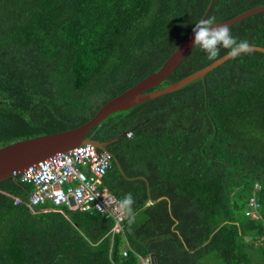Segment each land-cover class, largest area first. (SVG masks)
I'll return each instance as SVG.
<instances>
[{"label":"trees","instance_id":"1","mask_svg":"<svg viewBox=\"0 0 264 264\" xmlns=\"http://www.w3.org/2000/svg\"><path fill=\"white\" fill-rule=\"evenodd\" d=\"M209 3L0 0V147L89 120L158 70ZM258 5L264 0H213L206 19ZM229 28L237 42L264 47V11ZM212 61L194 46L152 89ZM127 131L107 145L113 158L103 184L118 199L131 193L134 220L125 217L111 236L113 220L97 212L50 203L32 212L14 202L31 186L11 175L0 181V264H139L138 255L151 253L154 264H206L210 254L221 264H252L264 224L244 209L259 182L264 220V53L229 58L204 80L112 113L89 136Z\"/></svg>","mask_w":264,"mask_h":264},{"label":"water","instance_id":"2","mask_svg":"<svg viewBox=\"0 0 264 264\" xmlns=\"http://www.w3.org/2000/svg\"><path fill=\"white\" fill-rule=\"evenodd\" d=\"M212 5L213 0H210V3L200 21L206 20L207 14L209 13ZM262 11H264V5H258L237 14L228 20L217 21L214 24L215 26L227 25L229 27L250 15L257 14ZM193 47L194 32L192 29L163 62L158 70L150 73L128 89L107 100L86 122L72 128L32 136L1 146L0 181L11 175L34 167L39 163L56 156L57 154L65 153L80 147L94 145L99 150L108 151L107 145L125 137V132H122L120 135L105 141L92 139L89 136V133L96 125L101 124L110 114L128 110L142 102L173 92L195 79L201 78L204 80L205 74L208 71L230 58L227 52L206 66L182 77L178 81L170 82L164 87L152 89L169 76V74L177 67V65L184 59ZM252 49L264 53V47L262 46L252 45ZM110 154L113 158V154ZM117 165L121 173L125 175L121 166L119 164ZM149 257L151 264H154V254L151 253Z\"/></svg>","mask_w":264,"mask_h":264},{"label":"built area","instance_id":"3","mask_svg":"<svg viewBox=\"0 0 264 264\" xmlns=\"http://www.w3.org/2000/svg\"><path fill=\"white\" fill-rule=\"evenodd\" d=\"M126 135L130 136V131ZM111 166L112 155L108 151L97 149L94 145L57 154L17 173L20 174L21 181L28 183L31 189L25 201L15 197L14 202H23L32 212H35L36 206L47 203L72 211L97 212L113 220L109 231L113 236L123 231L122 222L125 217L115 212L111 198H118L103 184L104 176ZM260 188L259 182L253 183L244 215L254 221H263L264 224L261 205L257 199ZM256 239V243L264 252V232ZM130 250L126 241L122 255L126 256ZM138 257L139 264H151L149 256L138 255Z\"/></svg>","mask_w":264,"mask_h":264},{"label":"clouds","instance_id":"4","mask_svg":"<svg viewBox=\"0 0 264 264\" xmlns=\"http://www.w3.org/2000/svg\"><path fill=\"white\" fill-rule=\"evenodd\" d=\"M214 26V18H210L199 21L193 28L194 46H199L209 60L217 59L221 48L227 49L228 56L232 59L252 52V45L247 40L237 42L227 25ZM111 200L115 212L121 217H128L131 223L134 220L132 205L135 203L131 193L126 194L122 199L112 197Z\"/></svg>","mask_w":264,"mask_h":264},{"label":"rangeland","instance_id":"5","mask_svg":"<svg viewBox=\"0 0 264 264\" xmlns=\"http://www.w3.org/2000/svg\"><path fill=\"white\" fill-rule=\"evenodd\" d=\"M260 249L261 247L258 244L253 247L251 253L252 264H263L264 252L262 251V254ZM204 261L206 262V264H221L220 261L213 254L208 255Z\"/></svg>","mask_w":264,"mask_h":264},{"label":"flooded vegetation","instance_id":"6","mask_svg":"<svg viewBox=\"0 0 264 264\" xmlns=\"http://www.w3.org/2000/svg\"><path fill=\"white\" fill-rule=\"evenodd\" d=\"M128 132V131H127ZM127 132H125V133H127Z\"/></svg>","mask_w":264,"mask_h":264},{"label":"crops","instance_id":"7","mask_svg":"<svg viewBox=\"0 0 264 264\" xmlns=\"http://www.w3.org/2000/svg\"><path fill=\"white\" fill-rule=\"evenodd\" d=\"M72 211V210H71Z\"/></svg>","mask_w":264,"mask_h":264}]
</instances>
